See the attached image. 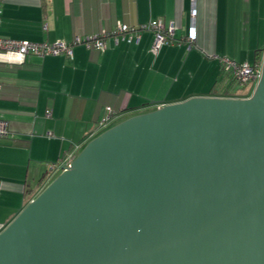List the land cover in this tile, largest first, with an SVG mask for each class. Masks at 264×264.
<instances>
[{"label": "water", "instance_id": "1", "mask_svg": "<svg viewBox=\"0 0 264 264\" xmlns=\"http://www.w3.org/2000/svg\"><path fill=\"white\" fill-rule=\"evenodd\" d=\"M247 97L104 129L0 230V264H264V52Z\"/></svg>", "mask_w": 264, "mask_h": 264}, {"label": "crops", "instance_id": "2", "mask_svg": "<svg viewBox=\"0 0 264 264\" xmlns=\"http://www.w3.org/2000/svg\"><path fill=\"white\" fill-rule=\"evenodd\" d=\"M153 19L174 25L172 42L156 51L153 33L143 31L136 42L107 36L102 49L72 44L71 56L30 54L21 65L0 64V118L11 130L0 137V230L29 201L27 182L40 190L50 164L96 135L107 106L120 121L153 109V101L247 97L249 86L211 90L222 61L253 64L264 52V0H3L0 36L33 42L72 43Z\"/></svg>", "mask_w": 264, "mask_h": 264}, {"label": "built area", "instance_id": "3", "mask_svg": "<svg viewBox=\"0 0 264 264\" xmlns=\"http://www.w3.org/2000/svg\"><path fill=\"white\" fill-rule=\"evenodd\" d=\"M3 0H0V21H1V6ZM194 1L192 3L191 20L187 39L189 41L195 40V19H194ZM143 31H151L153 33V50H157L161 44L172 42L174 35V25L171 22L166 23L163 19H153L138 27H129L126 24L118 23L112 32H103L96 35L86 37L76 36L72 43L62 41L57 42H33L28 40H20L13 38H5L0 36V64L4 65H21L24 63L26 57L30 54L40 57L49 55L66 54L72 55V44H85L88 47L95 49H102L106 46L105 37L112 36L117 42L120 38L130 41H138L140 34ZM222 71L229 73L239 87L249 86L253 84L254 87L261 76V60L257 64L237 63L235 61H222ZM253 87V88H254ZM253 90V89H252ZM251 94V93H250ZM225 97V96H224ZM113 109L110 106L105 108V113L98 121V130L108 128L114 121ZM10 126L7 120L0 118V137L5 138L10 134ZM75 152V151H74ZM74 152L69 153L57 163L49 165V170L54 174L55 171L67 166L75 156ZM52 174V175H53Z\"/></svg>", "mask_w": 264, "mask_h": 264}, {"label": "trees", "instance_id": "4", "mask_svg": "<svg viewBox=\"0 0 264 264\" xmlns=\"http://www.w3.org/2000/svg\"><path fill=\"white\" fill-rule=\"evenodd\" d=\"M261 52L262 50H257L255 53V57H254V62L253 64H257L260 61L261 58ZM227 83L229 84L228 88L231 90L233 86H238L235 82V79L229 74V73H225V72H221V76L215 81L214 86L212 87L211 90V94H215L217 95L219 92L217 91V89L219 88V86L221 84ZM247 86H243V87H239L241 89L246 88ZM228 89V90H229ZM229 90V91H230ZM231 94L229 92H224L223 95H228ZM241 92L238 93V95H240ZM250 92L247 91L246 95L249 96ZM114 111V110H113ZM114 113L116 114L117 112L114 111ZM119 122V121H118ZM47 185V184H46ZM45 186V185H44ZM43 186V187H44ZM41 190V189H40ZM40 190H37L36 188H32L31 185L29 184V182H27L26 184V188H25V194L28 196L29 200L32 199Z\"/></svg>", "mask_w": 264, "mask_h": 264}, {"label": "rangeland", "instance_id": "5", "mask_svg": "<svg viewBox=\"0 0 264 264\" xmlns=\"http://www.w3.org/2000/svg\"><path fill=\"white\" fill-rule=\"evenodd\" d=\"M253 87H254V85L253 84H250L249 85V89H248V92H252V89H253ZM121 121V120H120ZM118 121H114L113 123H111V126L112 125H114L115 123H117ZM104 129H106V128H103V129H101V130H98V132L96 133V134H98V133H100L101 131H103ZM84 145V144H83ZM82 145V146H83ZM82 146L81 147H79L75 152H74V154L76 155L79 151H80V149L82 148ZM60 171L58 170V171H55L54 172V174L46 181V183H45V185L46 184H48L58 173H59Z\"/></svg>", "mask_w": 264, "mask_h": 264}]
</instances>
